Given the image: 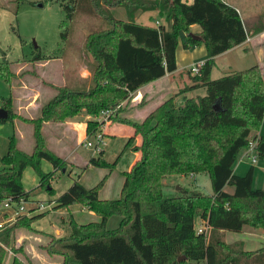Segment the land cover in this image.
Masks as SVG:
<instances>
[{"label":"trees","instance_id":"16d2710c","mask_svg":"<svg viewBox=\"0 0 264 264\" xmlns=\"http://www.w3.org/2000/svg\"><path fill=\"white\" fill-rule=\"evenodd\" d=\"M61 4L69 19L79 13L100 12L107 20L87 36L86 48L95 61L89 67L92 86L57 85L39 114L28 119L33 137L30 152L19 146L16 132L9 135L7 151L0 156V217L17 211L21 198L29 200L34 189L46 187L54 172L63 167L62 155L47 145L45 121H61L84 111L89 116L86 132L90 134L99 129L94 117L101 109L176 68L178 40L185 48L204 43L206 58L193 79L196 86L205 87V93L186 96L179 104L170 96L141 121L121 119L133 127L124 148H133L139 156L123 171L120 196L99 197L105 176L89 187L78 176L56 197L54 207L79 201L99 219L78 222L72 218L69 236L41 247L48 254L61 255L55 264H264V246L243 250L240 241L227 243L224 239L225 230L240 231L245 224L264 229V189L253 187V166L244 174L233 170L238 152L250 139L256 141L257 155L264 157V135L254 133L264 119V76L256 63L216 78L210 76L214 56L248 36L236 8L224 0H134L133 4L128 0H61ZM117 5L126 7L127 20L110 15L108 8ZM138 9L157 10L164 22L140 23L134 19ZM191 24H199L200 32L190 31ZM61 35L66 38L67 31ZM43 58L41 53L33 56ZM0 76L7 83L14 76L6 58L0 60ZM0 106L8 111L0 122L20 118L12 95L0 97ZM136 137L139 142L129 144ZM43 158L53 170H42ZM115 163L103 157V149L87 161L109 170ZM27 166L39 177L36 188L29 190L22 183ZM198 172L208 173L211 193L183 187L177 195H164L165 176ZM225 185L233 190L227 191ZM47 189L53 191L50 186ZM7 197L11 205L4 207ZM30 209L15 212L11 224L0 226V264L8 250L12 251L9 264H36L23 243L16 244L15 229L30 226L48 209L35 213ZM113 213L121 219L117 227L107 228L106 220ZM196 217L204 225L201 231L195 227Z\"/></svg>","mask_w":264,"mask_h":264},{"label":"rangeland","instance_id":"374dc122","mask_svg":"<svg viewBox=\"0 0 264 264\" xmlns=\"http://www.w3.org/2000/svg\"><path fill=\"white\" fill-rule=\"evenodd\" d=\"M133 1L128 0L130 4H133ZM240 7L244 17H249L251 14L258 13L264 9V0H242ZM108 9L114 19H128L127 9L124 5L112 6ZM137 11L139 9L134 13L136 21L135 15ZM65 22L66 26L62 27ZM102 23L106 24L107 20L100 12L93 15L79 13L73 19H69L66 16L61 0H0V60L3 58L9 60V67L14 74L11 83H7L0 76V97L12 95L14 98V110L20 115L21 119H14V123L8 119L5 124L7 128L9 127L10 134L13 131L18 136L22 134V138L19 137L18 143L25 151L30 152L33 146L32 124L28 119L39 114L40 106L56 93L57 85L66 84L73 87L72 83L67 81L70 75L76 76L82 67H86V65L91 68L95 65L91 49L86 48L87 36L89 32L98 30ZM196 25L199 26L198 24ZM62 31H67L66 38L62 37ZM180 35L184 36V32L180 31ZM178 42L180 44V40ZM199 45L202 47H199ZM199 45L191 46L188 49L189 51L187 52H190L192 56L187 59L196 60L200 56L205 57V45L204 43ZM36 53H41L44 58L40 60L33 59ZM260 59L263 61V56H260L258 47L253 46L252 48L250 43H246L242 47L218 56L213 63L210 76L216 78L230 70L248 68ZM259 72L264 76V67H260ZM185 73L188 81L194 82L192 86L195 87L196 81L193 79V75H190L187 71ZM89 77L91 80L90 86H92L91 73ZM180 83L177 77L172 80V85L175 86L176 90H178L179 85H183V82ZM85 88H89V86H85ZM187 89L186 86L175 94V102L177 104L181 103L186 97L184 96L185 90L186 92L189 91L188 96L205 93V87L203 86ZM30 91H34V94H29ZM18 93H25L27 101L29 102L30 100L31 103L28 104L29 112L24 113L23 108H18L17 104L24 105L26 101L25 99L24 102L16 104ZM131 93L128 98L117 99L114 104L108 107L110 116L107 119L108 121H106L108 126L106 132H104L108 138H105L101 149H103V157L106 160H116L111 170L106 166L87 164L89 157L97 156L99 151L93 146L84 144L85 139H92L87 137V132L85 137L82 136L83 138L81 137L82 139L78 140L77 132L72 130L73 127L67 126L68 123L65 119L73 115L66 116L61 121H45L43 123V133L46 137L47 145L62 155L64 158L63 167L54 172L46 187L36 188L39 183L38 174L33 167L27 166L22 178L23 186H25L26 190L36 189L31 194L32 201L24 203V211L19 212H28V207L30 208L31 205L33 207H31L29 212L32 213L33 210H40L37 207L39 204L45 206L46 204H51L52 201L54 203L56 197L78 176L79 181L87 187L96 184L105 176L98 190L99 197L117 198L120 196L124 179L123 171L129 169L135 150L131 147L124 148L127 137L119 135L113 137L112 132L109 133V131L116 130L118 126L116 124L118 123L121 124L120 126H126L132 130L133 127L127 121L121 119L139 121L124 115V110L130 108L129 98L132 95ZM81 113L85 112L80 111L74 115ZM259 133L264 134V119L260 123ZM138 142L139 139H134L129 144L133 145ZM245 152V147L238 152L233 164L234 172L244 174L248 167L252 165L255 174L253 186L263 188L264 157L253 153L254 151L246 154ZM251 153L256 156L254 162L251 160ZM40 164L43 171L54 169L47 159H41ZM162 182L163 192L166 196L179 194L183 187L188 188V190L197 189L206 193L212 192L211 180L207 172L170 173L162 179ZM49 186L53 188V191L51 189L52 192L47 189ZM226 189L231 190V186H226ZM14 214L15 212L0 217V226L2 224H11L14 220ZM72 218L78 222H87L98 220L99 216L79 201L60 207L53 208L51 206L43 216L36 218L30 226L18 225L15 229L16 235H23L24 238L20 243H23L25 247L28 246L30 249V243L33 244L40 256H31L36 264H55L62 258L61 255L48 254L41 245L55 238H66L69 236ZM120 219V214H111L106 220V227H117ZM200 226L204 225L196 217V229ZM55 227H59L58 231H56ZM8 251V253L12 254L11 250ZM6 262L5 258L2 264H6Z\"/></svg>","mask_w":264,"mask_h":264},{"label":"crops","instance_id":"0c3cea01","mask_svg":"<svg viewBox=\"0 0 264 264\" xmlns=\"http://www.w3.org/2000/svg\"><path fill=\"white\" fill-rule=\"evenodd\" d=\"M224 1L236 8V10L240 14L241 18L246 23L248 36L246 37V39L243 42L233 46L232 48H230L224 52H221V53L215 55L214 56V62L218 56L223 55V54H225L231 50H235L239 47H242L246 43H250V46H252V48H253V46H257L259 49V52H260V56L261 55L263 56V61H262V59H260L256 63L260 67L263 68L264 67V9L258 13L251 14L249 17H244V15L241 11V7H240L242 0H233V1L224 0ZM135 16H136V19L138 22L143 23V24H148V25H157L161 22L163 23V21H164L162 19V17L159 15L157 10H145V11L139 10L136 12ZM153 22H155V24H153ZM190 29L192 32H200L201 27H200V25L197 26L196 24H191ZM194 46H196V45H194ZM199 47H202V46L199 45ZM188 49H190V47H188V48L183 47L181 42H180V44L177 45L176 51H175L176 68L173 71L166 72L162 76L143 84L138 89L133 91L131 93L132 94L131 97L129 98L130 99L129 100L130 108H127L124 110V115H126L127 117H130L132 119H137V120L141 121L153 108H155L158 104H160L166 98H168L170 96H174V98H175V94L180 92V90L182 88H184L186 86L188 89H194L196 87H200V86H195V87L192 86L194 84V82L188 81V79L186 78L187 74L185 73V71L189 72L188 68L191 64L199 62V61H203L206 58V47L204 46L205 57L200 56L196 60L187 59L189 56H192V55H190V52H187V51H189ZM189 73H190V75H193L191 72H189ZM89 75H90V70H89V67L86 65V67H82V69L80 70V72L78 74H76V76L70 75L69 80H67V81L69 83H72L73 86L84 88L85 86H90V84H91V80H90ZM176 77L179 80V84H181L180 82H183V85H179L178 90H176L175 86L172 85V80L176 79ZM184 92H185L184 96H188L187 94L189 91L186 92V90H185ZM25 93L24 94L18 93L17 102H16V104L19 102L22 103L26 99L24 105L17 104L18 108H20V109L23 108L24 113L29 112L28 104L31 103L30 100L28 102L27 98H25V96H26ZM29 94H34V91H30ZM87 119H88V114H85V113L73 115V116L67 117L65 119V121L68 123L67 126L73 127L72 130H75V132H77L78 140L82 136L83 137L86 136ZM5 123H6V120L3 122H0V156L3 153H5V151L8 148V137L10 135L9 127L7 128V125ZM116 125H118L116 130H114V131L108 130L109 133L112 132L113 137L118 136V135L123 136V137H127L132 131L131 129L127 128L126 126H120L121 124H119V123ZM67 126H66V128H67ZM107 126H108V124L106 122L104 127H102L103 133L106 132ZM259 128L254 133H256L257 135H264V134L259 133ZM13 129H14V124H13ZM104 136H105V138H108V137H106V133H104ZM19 137L22 138V134H19ZM136 138L139 139L138 137H136ZM136 138H135V140H137ZM245 154H246V152H245ZM137 156H139V153H138V151H135L133 159L131 160L129 167L131 166V164L133 163L134 159ZM2 166H3V164L0 160V168ZM26 168L27 167H25L23 170L22 178H23V175H24ZM254 175L255 174L253 171V182H254ZM226 186H230V185H225L224 189H226ZM24 188H25V186H24ZM232 190H233V188L231 186V190H227V191H232ZM31 201H32V198L30 195L29 200H27L26 202H31ZM50 206H53V208H54L53 201L51 202ZM30 207H33V206L30 205ZM41 211H43V210H39V211L33 210V213L41 212ZM55 228H56V231H58L59 227H55ZM47 232H51V231H47ZM23 238L24 237L22 234L16 235V243L19 244L23 240ZM224 239L227 243H231L234 241H240L243 250H254V249H257L261 246H264V229L262 227H253L249 224H245L240 231L225 230L224 231ZM26 250L30 254V256L40 257L39 253L37 252V250L35 249V247L33 246L32 243H30V249L28 248V246H26ZM8 252L9 251L6 252L5 257H4V259L6 258V260H7L6 264H9L10 259H11V254ZM4 259H3V261H4ZM198 264H205V263L199 262Z\"/></svg>","mask_w":264,"mask_h":264},{"label":"built area","instance_id":"2783aa9c","mask_svg":"<svg viewBox=\"0 0 264 264\" xmlns=\"http://www.w3.org/2000/svg\"><path fill=\"white\" fill-rule=\"evenodd\" d=\"M202 63H203V61L193 63L189 66L188 70L192 74H198L200 71V67H201ZM109 116H110L109 109L105 108V109H102L100 111V113L94 117L95 120L99 122V129L88 134L87 137H91L92 139H85L84 144H86L88 146H93L98 151L102 148V145L105 142V136H104L102 127H103L104 123L106 121H108L107 119L109 118ZM255 144H256V141L250 139L247 146L245 147L246 153L252 152V151H254L253 153H256ZM251 156H252L251 160L254 162L256 160V156L252 153H251ZM10 201H11L10 197H7L6 200L3 202V206L9 207L11 205ZM25 202L26 201L21 198L20 199V205L18 206V210L15 212L24 211V209H25L24 203ZM37 207L40 210H47V209L51 208L50 204H46L45 206L43 204H39V206H37ZM203 228H204V226H200L197 228V230L201 231Z\"/></svg>","mask_w":264,"mask_h":264},{"label":"water","instance_id":"95a60500","mask_svg":"<svg viewBox=\"0 0 264 264\" xmlns=\"http://www.w3.org/2000/svg\"><path fill=\"white\" fill-rule=\"evenodd\" d=\"M7 117H8V111L4 107L0 106V118H7Z\"/></svg>","mask_w":264,"mask_h":264}]
</instances>
